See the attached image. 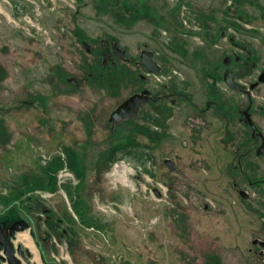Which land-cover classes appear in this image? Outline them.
<instances>
[{"label":"rangeland","instance_id":"374dc122","mask_svg":"<svg viewBox=\"0 0 264 264\" xmlns=\"http://www.w3.org/2000/svg\"><path fill=\"white\" fill-rule=\"evenodd\" d=\"M73 1L24 0L33 13L19 19L13 0H0V221L30 214L31 205L52 209L56 230L62 219L70 235L38 244L58 264H264V0H182L181 20L170 13L178 0H133L141 12L127 24L117 10L104 15L92 7L107 0ZM48 3L54 12L62 4L60 25L40 21ZM113 36L142 68L146 88L133 91L137 74L123 65L76 85L53 70L60 65L85 78L89 49L111 56L117 42L105 39ZM247 45L259 66L245 68ZM114 53L111 62L118 61ZM225 55L230 61L222 65ZM170 85H194L188 93L202 108L208 97L222 106L203 111L180 101L172 119L171 99L152 97ZM138 95L147 99L136 114L124 105L111 120ZM240 117L260 122L253 139L260 138L261 154L250 149L251 131ZM245 209L256 217L251 229L237 213ZM231 220L248 231L246 248ZM109 223L111 232L101 229ZM22 233L28 231L17 239L25 242ZM33 259L48 264L41 255Z\"/></svg>","mask_w":264,"mask_h":264},{"label":"crops","instance_id":"0c3cea01","mask_svg":"<svg viewBox=\"0 0 264 264\" xmlns=\"http://www.w3.org/2000/svg\"><path fill=\"white\" fill-rule=\"evenodd\" d=\"M132 1L133 0H107V1H105V5H102V4H98V3H95V6L94 5H92V7H95L96 9H97V11H98V13H102V11H103V14L105 15V14H107V12H109L108 10L110 9V10H117L116 12H118L117 13V16H116V18L118 19V21L119 22H121V20H119V19H122V20H125V23L126 22H130V21H134V19H137L138 18V16H139V14H140V9L141 8H138V7H135V5H133L134 3H132ZM180 1H182V0H178V1H176V2H178L177 4H175V5H173L171 8H173V9H171L170 10V13H174L175 15H176V17H175V15H174V18L176 19V20H181V15H180V13L179 12H177L176 11V8H178V5H180L181 3H179ZM17 2H19V4H17ZM77 2L81 5L82 3H84V1L83 0H77ZM13 4H14V6L17 8V11H16V14L18 15L17 17L20 19L21 18V16H22V14H24V13H28V12H32L33 11V8H32V5L30 4V3H28V4H26V3H24V0H20V1H18V0H13ZM77 4V3H76ZM79 4H78V6H79ZM51 5H52V3L50 4V8H49V3H48V6H44L43 7V11L45 12V14H46V20H40L41 22L43 21L45 24H46V26L48 25V26H57V25H60V22H62L61 20L63 19L62 18V9H63V6H62V4H60L59 5V10L60 11H57V12H54V11H51ZM53 6V5H52ZM77 6V5H76ZM98 7H100V8H103V10L102 9H99ZM14 8V7H13ZM53 9V8H52ZM21 10V11H20ZM99 10H100V12H99ZM102 10V11H101ZM33 13V12H32ZM100 13V14H101ZM29 14V13H28ZM126 20H128V21H126ZM253 20V19H252ZM252 20H248V22L249 21H252ZM203 21V22H202ZM131 23H133V22H131ZM201 23H202V25L203 26H206V21H204V20H201ZM225 23H227V21H225ZM127 24V23H126ZM223 26H220V28L219 27H217L216 29L218 30V32H219V36H222L223 34H225V32H223V28H222ZM180 34H182L183 35V37H188V35L186 34V31L182 28L181 29V25H180ZM76 34V33H75ZM77 35V34H76ZM208 35H210V34H208ZM106 41L107 40H115L116 42H117V48L116 49H114L113 51H112V53H111V56L107 53V54H105V50L104 51H102V49H101V52L99 51V48L97 49L98 50V53L97 54H94L95 53V51L96 50H94V48H92L93 50H89L88 51V55L87 56H92L93 57V60H94V56L95 55H98L99 57H102L103 59H102V61H100L99 63H102V65H101V67H102V71L104 72V74H106L109 70H111V69H113V67L115 68V67H117V66H119L120 67V65H121V62L120 61H118V62H116L115 63V59L116 58H119V59H121L122 61H124V62H126V60H125V58H127V51H128V46H126L125 45V42H121V40L118 38V37H116V36H113V37H110V38H106L105 39ZM91 42V41H90ZM108 42V41H107ZM186 43H188V40L186 41ZM233 46V45H232ZM234 47V46H233ZM245 48V53H246V55H248V54H252L253 55V58H258L259 60H260V58H259V55L257 56V53L250 47V46H248L247 45V47L245 46L244 47ZM54 50V49H53ZM107 51H109L108 49H107ZM103 52H104V54H105V56H104V54H103ZM115 52V53H114ZM236 53H238V54H240L239 52H237V51H235ZM54 53H56L57 54V52H54ZM113 53H114V57H113V59L114 60H112V61H114V62H111L109 59L112 57V55H113ZM55 54V55H56ZM124 54H126V56L124 55ZM106 55H108V56H106ZM230 56V55H229ZM246 57V56H245ZM228 58H230V57H227L226 55L224 56V58H223V61H222V65L223 64H225V65H227L228 63H229V61H230V59H228ZM87 60V59H86ZM91 61L90 62H88V68H87V71H85L86 73L87 72H94V70L96 69L95 68V65L96 64H94V62H93V60L92 59H90ZM229 60V61H228ZM87 61H89V60H87ZM119 63V64H118ZM108 64V66H105V65H107ZM117 64V65H116ZM124 64V63H123ZM122 66V65H121ZM123 66H126L127 67V64H124ZM129 66V65H128ZM57 67H58V69H57ZM98 67H100V66H98ZM233 67V66H232ZM230 68V67H229ZM229 68H228V70H229ZM230 69H233V68H230ZM53 70H55L56 72H58L60 75L59 76H62L63 75V77H65L66 78V80L68 81V82H73V84H75V83H81V81L83 80V79H87V80H91L92 79V76H87L86 78H77L75 75H71L70 76V73H67V71L62 67V66H55L54 68H53ZM213 70H216V68H214ZM111 72V71H110ZM213 72V71H212ZM216 73H217V71H215ZM109 73V72H108ZM205 73H206V71H205ZM72 78H74L73 80H72ZM110 80V79H109ZM110 81H112V80H110ZM132 82V86H134V83H135V81H131ZM76 85V84H75ZM213 85L214 86H216V84L215 83H213ZM184 88L185 87H187L186 85L185 86H183ZM134 88V87H133ZM188 88V90H192V89H194L195 90V87H194V85L193 86H188L187 87ZM212 92H213V90H212ZM213 95H214V92H213ZM209 99H217L216 97H208ZM109 121H110V117H109ZM115 128V127H114ZM114 128L112 129V130H114ZM68 152H72L73 150H70V149H68L67 150ZM111 162V160L109 161V163ZM108 163V164H109ZM251 184H254V182L253 183H251ZM227 206H230V205H227ZM245 206L247 207L248 206V202H246L245 201ZM228 213V212H227ZM237 213L240 215V219L241 220H245V219H247L248 220V225L246 226L247 228L249 227V229H251V227L250 226H252V225H254V223L253 222H255L256 221V217H254L255 215H253V214H251L250 213V211L249 210H244V211H237ZM264 213V212H263ZM225 214V213H224ZM219 215V214H218ZM218 215H215L216 217H218ZM90 216H93V217H96V216H98L97 215V213H96V210H94V211H92L91 210V213H90ZM237 217V216H236ZM239 219V220H240ZM262 220H264V218L262 219ZM262 223H263V225H264V221H262ZM231 226L234 228V230H233V235L236 237V236H239V235H241V244L243 245V247L244 248H246L247 247V245H246V240H248L247 239V236H248V231H246V228L244 227L243 228V224H242V222H240V223H238V221L237 222H235V220H234V222L232 223V220H231ZM104 225V224H103ZM235 226V227H234ZM240 228H243V229H240ZM101 229H104V230H106V231H109V232H111V224L109 223V225L107 226V225H104V227L103 228H101ZM218 231L220 230V231H222V229H217ZM232 230V229H231ZM241 230H243V231H241ZM28 231V233L31 235V231H30V229H28L27 230ZM262 232V230L260 229V232H258V231H251V233H250V236H260L259 234ZM31 237H32V235H31ZM36 237V236H35ZM32 239H34L33 237H32ZM17 241H19V242H22V241H20L19 239H17ZM23 244L26 246H29V249H31V251L33 252V251H35V256L37 257L38 255L40 256H42V258H43V261L45 262V263H48V261H53V263L55 264H58L57 262H56V259H52V260H49L48 259V255H47V253L45 252V250L44 251H41L40 250V248H39V244H37L36 242H35V240H32V243H31V245H30V243H25V242H23ZM28 248V247H27ZM242 248V247H241ZM37 249V250H36ZM48 249V248H47ZM56 255L57 253H55V252H53V255ZM35 256H34V258H35ZM243 259H244V257H243ZM252 259V258H251ZM34 260V259H33ZM246 264H254V262H252L251 260H249V261H246Z\"/></svg>","mask_w":264,"mask_h":264},{"label":"flooded vegetation","instance_id":"af4514ba","mask_svg":"<svg viewBox=\"0 0 264 264\" xmlns=\"http://www.w3.org/2000/svg\"><path fill=\"white\" fill-rule=\"evenodd\" d=\"M91 50H93L92 48H90ZM89 49V50H90ZM116 59H118V61H120L121 62V65H124V64H127V68H131V71H132V73L133 74H137V81H135V83H134V90L133 91H136V90H142V89H144V88H146L147 87V77H145V76H143L141 73H138V71L139 70H141L142 68L140 67V65H138V64H136L135 63V60L134 59H131V57H127V58H125V60H126V62H124V61H122L121 59H119V58H116ZM118 61H115V63L116 62H118ZM131 61L134 63V64H132L131 63ZM124 63V64H123ZM245 63L247 64V67H245L246 69H250L248 66H251V65H253V64H255V63H257L258 64V66H259V60H258V58H253V55L252 54H248V55H246V60H245ZM257 64H256V66H257ZM129 65V66H128ZM132 65V66H131ZM105 66H108V64L107 65H105ZM233 68V67H232ZM234 69V68H233ZM252 69V68H251ZM263 74H264V72H263ZM262 75V74H261ZM260 75V76H261ZM262 82V81H261ZM214 83H216L217 84V82L216 81H214ZM173 85V84H172ZM169 89V90H168ZM241 89V88H240ZM217 91V90H216ZM243 92H244V94L246 95L247 94V96L248 97H251L252 98V96H250V93H251V90L250 89H243L242 90ZM189 91H188V88L187 87H182V88H180V89H178L177 87H174V86H169V88H167L166 90H164L163 92H156V93H154L153 92V94H152V97L154 98V99H156V98H158V97H166V98H168V99H171L170 100V107H171V110H169V112H168V116L170 117V118H172V119H174L176 116H175V114H174V107L175 106H178L179 105V102L180 101H184V100H186L188 103H189V105L190 106H192L195 110H196V108H198V110L199 109H204L203 111H206V110H210L211 109V106L212 105H216L215 107L218 109L219 107H221L222 105H221V103H220V101H219V98L218 97H216V98H218V99H213V101L212 102H209L208 103V101L209 100H207L206 101V104H205V107L204 108H202L196 101H195V99L191 96V94H189L188 93ZM217 93H218V91H217ZM186 102V103H187ZM250 102H252L251 100L248 102V104H250ZM187 103V104H188ZM217 103V104H216ZM248 104H246V109H244V110H247V112H248V110H250L251 111V115H249L251 118H252V120H254L255 121V118H254V115H255V113H254V111H255V109H253L252 107H253V104H252V106H249ZM218 105V106H217ZM168 108V107H167ZM190 108V107H189ZM169 109V108H168ZM240 109H238L237 108V112L239 111ZM176 113V112H175ZM263 117V116H262ZM243 120H246V119H243ZM242 125H244V126H246L247 125V127L249 128V130L251 131V132H249L250 133V137H249V139H250V143L248 142V145H250L251 144V146H250V149L251 150H254L255 149V152H257L258 154H261L262 153V151L261 150H259V147H260V145L262 144L261 143V141L259 140L260 138H256L257 140H254L253 139V134L254 133H256V130H261L262 129V127H261V125H260V122L259 121H256L255 123L256 124H252V125H250L249 123H248V121H247V123L249 124H245V122H243L242 121V119H241V117L239 118V120H238ZM255 143H257L256 145H255ZM248 147V146H247ZM250 150V151H251ZM256 153V154H257ZM248 175V174H247ZM248 180H249V178H248ZM251 183H253V182H251ZM40 201V200H39ZM40 203H42V201H40ZM41 205V204H40ZM36 206V205H35ZM34 205H31V206H29L30 207V209H29V212H30V214L29 213H25L24 215H22V216H20V218H24V219H26V220H28V221H30V218H32L33 220H34V222H35V224H36V231L34 232V234L35 235H32V237L34 238V240H35V242L38 244V240H39V238L40 237H43V239L48 243V242H50V241H52V239L54 238V236L55 235H59V237L60 236H65L66 234H69L68 233V229H62L61 228V225L59 224V223H62V219H59V221H57L58 223H57V225H59L58 226V228H60V229H58V231L56 230V227H55V225H54V223H55V220H54V217H53V213H52V209H48V208H45V206L44 205H41L40 207H35ZM34 208H42V210H43V212H45L44 214H38V213H35V211L33 210ZM33 210V211H32ZM67 216H69V214H68V212H66L65 213ZM20 218H18V219H20ZM12 222L13 221H0V225H1V228H0V235L1 236H3V237H6L10 232H9V227H10V225L12 224ZM69 222L70 223H73V221H72V219L71 218H69ZM82 223V222H81ZM41 225H43L47 230H41ZM77 225H75V226H73V228H71V229H75V227H76ZM43 229V228H42ZM62 229V230H61ZM32 229H30V231H31ZM74 231H76V230H74ZM77 232V231H76ZM20 233V232H19ZM70 235V234H69ZM36 236V237H35ZM23 243V242H22ZM27 248V247H26ZM57 249V248H56ZM25 264H37L36 262H34L33 260H31L30 262H25ZM48 264H54L53 263V261H48ZM56 264V263H55Z\"/></svg>","mask_w":264,"mask_h":264},{"label":"water","instance_id":"95a60500","mask_svg":"<svg viewBox=\"0 0 264 264\" xmlns=\"http://www.w3.org/2000/svg\"><path fill=\"white\" fill-rule=\"evenodd\" d=\"M144 67L147 69L146 65ZM225 80L229 85L237 87V85H235L232 81V77L230 75L226 74ZM260 80L264 81V74L260 76ZM130 99L131 100L123 103L118 107V109L112 112L111 120H119L117 114L120 110L124 109V105H126V109L127 107L129 109V112L127 111L128 115L136 114V111L141 107L142 103L147 98H145V96L138 95L137 97L133 96ZM135 99L138 100L135 101ZM167 162L168 166L173 169L174 166L171 161ZM157 194H160V191L157 190ZM8 229L10 233L6 237L0 235V264H25V262H30L34 258V253L31 249L26 248L22 242H17V238L19 232L27 231L28 229H32L31 235H35L34 232L36 231V224L34 220L32 218H30V221L24 218L14 220Z\"/></svg>","mask_w":264,"mask_h":264},{"label":"trees","instance_id":"16d2710c","mask_svg":"<svg viewBox=\"0 0 264 264\" xmlns=\"http://www.w3.org/2000/svg\"><path fill=\"white\" fill-rule=\"evenodd\" d=\"M101 65H102V63H99V64H96L95 65V70H94V72H87V76H92V78H101L103 75H104V72L102 71V67H101ZM98 66H100V67H98ZM103 66V65H102ZM86 75H85V78L87 77ZM68 233H69V231H68ZM72 240L70 239V242H71Z\"/></svg>","mask_w":264,"mask_h":264},{"label":"bare ground","instance_id":"6f19581e","mask_svg":"<svg viewBox=\"0 0 264 264\" xmlns=\"http://www.w3.org/2000/svg\"><path fill=\"white\" fill-rule=\"evenodd\" d=\"M18 236H20V234L18 235ZM22 238H23V240L25 241V242H29L30 243V245H31V237H30V235L28 234V233H22V236H21Z\"/></svg>","mask_w":264,"mask_h":264},{"label":"built area","instance_id":"2783aa9c","mask_svg":"<svg viewBox=\"0 0 264 264\" xmlns=\"http://www.w3.org/2000/svg\"><path fill=\"white\" fill-rule=\"evenodd\" d=\"M72 1H73V0H72ZM73 2H74V4H75V1H73ZM74 4H72V5L74 6ZM26 18H29V19H30V16L27 15ZM46 32H47V31H46Z\"/></svg>","mask_w":264,"mask_h":264}]
</instances>
